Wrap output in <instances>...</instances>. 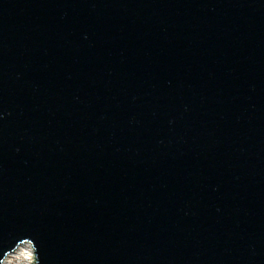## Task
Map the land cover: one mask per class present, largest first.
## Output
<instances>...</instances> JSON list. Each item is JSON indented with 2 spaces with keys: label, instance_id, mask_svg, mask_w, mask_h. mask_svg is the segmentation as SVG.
Segmentation results:
<instances>
[{
  "label": "water",
  "instance_id": "95a60500",
  "mask_svg": "<svg viewBox=\"0 0 264 264\" xmlns=\"http://www.w3.org/2000/svg\"><path fill=\"white\" fill-rule=\"evenodd\" d=\"M264 264V0H0V264Z\"/></svg>",
  "mask_w": 264,
  "mask_h": 264
},
{
  "label": "bare ground",
  "instance_id": "6f19581e",
  "mask_svg": "<svg viewBox=\"0 0 264 264\" xmlns=\"http://www.w3.org/2000/svg\"><path fill=\"white\" fill-rule=\"evenodd\" d=\"M15 261H25L28 264L34 263L32 248L28 244L20 246L16 251L8 256L4 264H12Z\"/></svg>",
  "mask_w": 264,
  "mask_h": 264
},
{
  "label": "rangeland",
  "instance_id": "374dc122",
  "mask_svg": "<svg viewBox=\"0 0 264 264\" xmlns=\"http://www.w3.org/2000/svg\"><path fill=\"white\" fill-rule=\"evenodd\" d=\"M12 264H28L25 261H15Z\"/></svg>",
  "mask_w": 264,
  "mask_h": 264
}]
</instances>
